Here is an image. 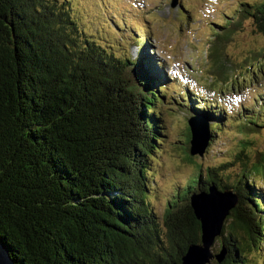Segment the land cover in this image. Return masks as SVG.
<instances>
[{
  "label": "trees",
  "instance_id": "16d2710c",
  "mask_svg": "<svg viewBox=\"0 0 264 264\" xmlns=\"http://www.w3.org/2000/svg\"><path fill=\"white\" fill-rule=\"evenodd\" d=\"M239 9L264 35V0ZM74 10L71 0H0V240L15 264L181 263L201 241L190 197L209 186L238 197L221 233L225 258L214 259L249 264L253 250L264 258V246L256 248L264 187L248 179L264 171V152L254 162L246 138L263 125L251 119L240 128L236 185L223 177L232 160L209 166L159 215L150 162L162 151L166 75L139 31L137 57L120 55L81 28ZM180 96L188 125L206 118L213 144L225 109L190 90Z\"/></svg>",
  "mask_w": 264,
  "mask_h": 264
},
{
  "label": "rangeland",
  "instance_id": "374dc122",
  "mask_svg": "<svg viewBox=\"0 0 264 264\" xmlns=\"http://www.w3.org/2000/svg\"><path fill=\"white\" fill-rule=\"evenodd\" d=\"M243 1L259 0H71L79 26L89 29L108 48L114 45L120 55L137 57L141 33L148 41L147 51L166 75L161 81L165 98L159 104L162 151L152 154L150 162L152 203L159 215L188 181L200 173L204 176L209 166L234 158L245 137L240 131L243 123L250 125L252 119L260 128L263 125V133L248 132L246 138L251 141L247 152L254 162L264 152V35L254 30L250 20L242 22L239 8ZM189 90L227 112L222 130L203 156L190 154V113L178 104L179 96L188 95ZM247 111L251 117L244 115ZM198 119L205 125L206 118ZM232 161L223 177L236 185L243 164ZM252 177L264 187V171L253 173L249 181ZM261 241L257 240L256 248L264 246ZM221 245L222 236H217L212 250L218 252ZM251 253L249 264H264L258 250ZM208 264L218 262L213 258Z\"/></svg>",
  "mask_w": 264,
  "mask_h": 264
},
{
  "label": "water",
  "instance_id": "95a60500",
  "mask_svg": "<svg viewBox=\"0 0 264 264\" xmlns=\"http://www.w3.org/2000/svg\"><path fill=\"white\" fill-rule=\"evenodd\" d=\"M176 1L172 2L175 5ZM191 139L190 154L204 155L210 139L209 126L200 124L199 119H189ZM238 197L233 190H219L209 186L208 191H198L191 195L190 203L197 219L201 223V241L192 243L181 257V263L172 264H208L213 258L222 262L226 249L223 247L214 253L212 246L217 236H221L224 221L236 206ZM0 264H15L5 243L0 240Z\"/></svg>",
  "mask_w": 264,
  "mask_h": 264
}]
</instances>
